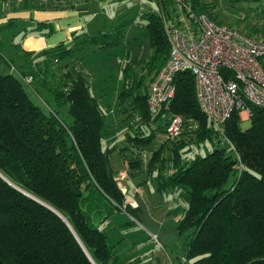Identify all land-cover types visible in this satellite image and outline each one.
I'll list each match as a JSON object with an SVG mask.
<instances>
[{"label": "trees", "instance_id": "1", "mask_svg": "<svg viewBox=\"0 0 264 264\" xmlns=\"http://www.w3.org/2000/svg\"><path fill=\"white\" fill-rule=\"evenodd\" d=\"M73 1L2 0L11 10L68 9ZM158 3L140 15L150 52L122 68L118 107L133 120L119 146L105 144L104 116L73 59L88 44L104 50L123 43L124 24L75 38L69 47L23 53L20 74L45 88L57 107L68 104L70 124L46 101L44 113L19 77L0 71V264H138L140 257L121 258L99 227L115 211L130 216L125 225L138 218V206L125 201L117 184L110 161L116 149L129 174L156 172L159 191L179 192L178 264H264V107L246 102L249 125L242 128L235 109L219 132L199 106L190 72L176 75L168 109L150 107V83L169 52L164 19L174 22L181 3L224 23L215 1ZM174 114L183 125L169 138Z\"/></svg>", "mask_w": 264, "mask_h": 264}, {"label": "rangeland", "instance_id": "2", "mask_svg": "<svg viewBox=\"0 0 264 264\" xmlns=\"http://www.w3.org/2000/svg\"><path fill=\"white\" fill-rule=\"evenodd\" d=\"M140 1L114 0L115 5L99 10L100 22L95 23L94 26L100 28V25L105 23L106 26H112L123 22L124 19L133 18L137 15ZM209 1H215V10L224 24L234 26L246 34L264 40V0ZM113 15H115L114 20L110 22ZM128 25L129 23L126 27ZM254 30L257 32L254 33ZM125 33L124 31V36ZM70 45L71 43L66 44L67 47ZM127 53L123 44L104 50L93 44H88L79 48L73 59L77 65L82 67L83 74L91 85V93L96 98L104 116L103 137L105 144L119 146L124 142L128 124L133 120L131 117L127 118L125 113L120 112L118 107V94L122 89L123 82L121 62L126 59ZM128 58L131 60V55ZM52 69L56 70V65ZM14 75L21 79L32 102L44 113L49 114L50 112L46 101L49 102L52 109L57 111L58 117L62 121L66 124L72 122V117L68 112V104L57 107L51 94L45 88L38 86L35 81L26 83L17 71ZM243 116L246 117L247 121L242 122L241 126L246 128L249 125V117L245 112ZM241 120L243 121L242 117ZM161 137L162 134L160 133L159 138ZM229 144L233 145L232 143ZM110 161L113 170L118 172L116 174L117 184L125 194V201L132 206H138V218L132 217L134 224L125 225V222H129L130 216L123 211H115L108 222L99 225L100 229L108 234L110 244H115V251L123 259H131L137 256L141 258L138 264H167L168 262L178 264L177 256L181 257L183 250L177 230L179 213L173 209L178 204H183L179 199V192L159 191L156 187V172L151 175L141 171L129 174L121 162L117 149L112 151ZM122 170L124 173H120ZM132 197L135 198L136 203ZM153 228L159 229L160 235L154 234L151 231ZM143 230L151 234L148 242L144 240V237H141V234L144 233ZM154 236L159 239V242ZM135 240L140 242L137 247H134Z\"/></svg>", "mask_w": 264, "mask_h": 264}, {"label": "built area", "instance_id": "3", "mask_svg": "<svg viewBox=\"0 0 264 264\" xmlns=\"http://www.w3.org/2000/svg\"><path fill=\"white\" fill-rule=\"evenodd\" d=\"M177 6L175 21L164 19L169 52L150 83L148 104L153 109H168L175 95L176 75L190 72L201 110L222 132L235 109L250 117L246 102L264 107V68L260 62L264 58V40L196 13L189 5ZM24 79L26 83L32 80L28 76ZM182 125V116L172 115L167 136L179 135Z\"/></svg>", "mask_w": 264, "mask_h": 264}, {"label": "crops", "instance_id": "4", "mask_svg": "<svg viewBox=\"0 0 264 264\" xmlns=\"http://www.w3.org/2000/svg\"><path fill=\"white\" fill-rule=\"evenodd\" d=\"M113 1L75 0L73 1L74 7L68 9L11 10L0 0V71L12 74L15 71L21 73L24 52H37L59 44H72L75 38L79 40L87 35L98 33V31H109L119 24H124L122 35L124 31L126 33L125 36H122L123 43L121 44L128 52L126 59L121 62L122 68L129 60L130 55L131 60L145 58L146 54L150 52V44L145 34L144 21L140 15L149 8H159V0H141L137 15L131 19H124L123 22L112 26H106V23L100 25V28L94 26L95 23L100 22L99 10L115 5ZM124 11L126 10L124 9ZM113 17L115 15L111 16L110 22L114 20ZM128 23L129 25L126 27ZM240 113H242L240 116L243 122H246V117L243 116L244 112ZM121 162L123 163L122 158ZM120 173H124V171L122 170ZM132 198L135 201V198ZM151 231L160 235L157 228H153ZM141 237H144V240L146 238L148 242L151 234L144 231ZM139 243L138 240H135L134 247H137Z\"/></svg>", "mask_w": 264, "mask_h": 264}, {"label": "water", "instance_id": "5", "mask_svg": "<svg viewBox=\"0 0 264 264\" xmlns=\"http://www.w3.org/2000/svg\"><path fill=\"white\" fill-rule=\"evenodd\" d=\"M38 201H40V200H38ZM41 202V201H40ZM41 203H43V202H41ZM44 205H46L47 207H49L51 210H53L54 212H56V213H58L54 208H52L51 206H49L48 204H45V203H43ZM59 214V213H58ZM60 215V214H59ZM62 218H64L62 215H60ZM92 260V259H91ZM93 262V261H92ZM94 263V262H93ZM95 264V263H94Z\"/></svg>", "mask_w": 264, "mask_h": 264}]
</instances>
